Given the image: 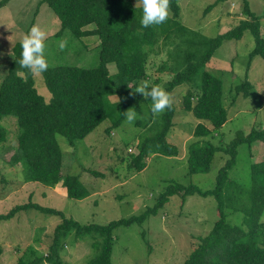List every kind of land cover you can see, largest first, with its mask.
Masks as SVG:
<instances>
[{
    "label": "trees",
    "instance_id": "16d2710c",
    "mask_svg": "<svg viewBox=\"0 0 264 264\" xmlns=\"http://www.w3.org/2000/svg\"><path fill=\"white\" fill-rule=\"evenodd\" d=\"M224 0H214L204 10ZM6 0H0V6ZM45 3L59 21L58 35L68 29L76 38L96 36L98 39L97 64L83 68L75 65L49 66L41 75L50 98L44 101L34 86L32 73L22 69L20 41L12 44V54L5 74L0 80V118L15 117L17 133L12 149L4 154V162L18 167L23 181H32L56 187L68 198L81 199L88 195L86 186L78 175L65 174L61 150L56 135L62 136L72 148L74 142L84 138L106 118L110 128L118 125L126 111L133 108L137 113L140 103L147 104V117L136 119L133 124L145 130L136 142V152L128 154L125 165L128 171H140L145 158L151 154L177 155V147L166 140L171 127L174 106L159 115L151 112V99L135 93L138 82L146 78L144 64L148 50L161 40L167 49L166 61L158 68L170 77L163 84L168 93L180 84L189 83V89L182 96L181 108L208 127L197 122L192 128L194 137L205 136L218 129L226 120V110L221 99V81L206 72L204 66L221 40L241 37L247 31L254 46L247 55V62L253 55L264 60V34L260 31L258 16L249 10L246 0L240 1V14L236 24L228 31L214 37H206L187 28L178 21L179 7L176 0H170L168 19L160 25L147 28L141 25L143 15L140 6H132L129 0H39ZM90 26V28H86ZM113 63L115 72L109 74L107 64ZM248 64L245 67V76ZM156 80H154L155 84ZM250 84L246 80L237 83L234 95H248ZM114 96L110 101L108 96ZM135 99L136 103L132 102ZM232 101V100H231ZM143 114V113H142ZM109 128V129H110ZM6 139V130L0 125V143ZM264 144V128L251 127L244 135L237 133L224 146L208 142H193L187 146V172H206L215 151L220 150L227 158L217 170L213 186L201 190L193 184L183 186L170 183L158 195L157 201L144 212L111 220L106 224H80L65 217L59 210L30 201L15 204L0 213V220H9L19 212L35 210L59 217L54 225L46 252L27 247L13 264H69L60 258L63 240L70 234L75 239L88 235L95 239L92 246L96 252L84 264H111L110 252L113 229L133 222L140 224L148 214H154L168 197L179 194L182 201L186 195L212 196L216 204V219L210 230L198 236L192 249L181 264H264V220L259 217L264 210V158L249 165V184L245 190L228 178V170L235 163L236 146L253 141ZM121 159V156L119 157ZM94 176H102L88 170ZM233 189L229 198L236 197L240 205H233L241 212L239 225H230L223 210V190ZM239 194L244 196L241 198ZM228 198V199H229ZM235 202L234 199H229ZM1 253V248H0Z\"/></svg>",
    "mask_w": 264,
    "mask_h": 264
},
{
    "label": "rangeland",
    "instance_id": "374dc122",
    "mask_svg": "<svg viewBox=\"0 0 264 264\" xmlns=\"http://www.w3.org/2000/svg\"><path fill=\"white\" fill-rule=\"evenodd\" d=\"M39 0H6L0 6V80L6 72L11 59L10 48L20 41L33 25H39L46 33L45 58L49 66L75 65L89 68L97 64L98 39L96 36L76 38L68 29L58 35L59 21L50 8ZM179 13L178 21L206 37H214L231 29L240 14L241 0H224L204 10L214 0H176ZM132 6L136 0H129ZM250 11L258 16L260 31L264 34V0H246ZM170 15V12H169ZM86 28H90L87 26ZM67 38L64 50L58 47L61 39ZM169 44V43H168ZM163 45L159 40L148 50L144 64L149 85L163 84L170 75L160 70L159 65L166 61L167 49L172 44ZM251 35L244 31L240 38L223 39L212 53L204 70L221 81V99L226 110L225 122L215 131L201 137H194L192 128L197 122L205 121L194 118L190 112L181 108L182 96L189 89V83L175 86L169 94L173 99L174 112L171 127L166 140L173 143L178 153L174 156L151 154L145 158V166L140 171H128L125 167L128 154L136 152V142L144 129L129 123L126 117L110 128L106 118L84 138L74 142L70 148L66 140L56 135L61 150L65 174L78 175L86 186L88 195L81 199L68 198L58 188L32 181H23L18 167L4 162V154L12 149L17 133L15 117L4 115L0 125L6 130V139L0 143V213L6 212L15 204L30 201L42 206L59 210L65 217L80 224H106L111 220L138 215L157 201L158 195L170 183L183 186L193 184L201 190L213 186L215 174L222 166L227 155L222 151L214 152L206 172L188 173L186 156L187 146L193 142H208L214 146H224L237 133L243 135L251 127L264 128V60L253 55L247 62V55L253 48ZM248 69L245 76V67ZM109 74L115 72L113 63L107 64ZM33 86L44 101L50 94L46 90L40 74H33ZM246 80L250 84L249 93L234 95V86ZM115 101L114 96H108ZM232 100V101H231ZM136 103L135 99H132ZM147 104L140 103L137 120L147 117ZM143 113V114H142ZM110 128V129H109ZM121 156V159L119 158ZM3 158V159H2ZM264 158V144L253 141L249 145L241 142L236 146L234 165L228 170V178L243 189L249 184V165ZM88 170L100 173L94 176ZM233 189L223 190V210L230 225H239L242 214L234 210L233 205H240V200L227 195ZM240 199L244 196L239 194ZM235 202H230L229 199ZM216 219V204L212 196L173 194L162 207L140 223L119 225L113 229V242L110 252L111 264H181L186 258L197 237L206 234ZM264 220V210L259 217ZM59 222V217L40 213L35 210L19 212L9 220H0V264H13L27 247L40 253L46 252L52 230ZM95 241L85 235L75 239L72 234L62 242L60 258L69 264H84L96 249ZM40 264H48L44 261Z\"/></svg>",
    "mask_w": 264,
    "mask_h": 264
},
{
    "label": "clouds",
    "instance_id": "9594fccd",
    "mask_svg": "<svg viewBox=\"0 0 264 264\" xmlns=\"http://www.w3.org/2000/svg\"><path fill=\"white\" fill-rule=\"evenodd\" d=\"M136 5L142 8L143 15L141 25L145 28L151 25H160L169 17L170 0H136ZM46 33L39 25H33L29 31L22 35L20 39L21 58L19 60L22 69H28L30 73L42 74L47 71L49 64L45 58ZM67 38L59 41L58 47L62 51L67 46ZM135 93L151 99V112L159 115L170 109L173 104L171 95L159 85H149L147 81H142L136 87ZM126 120L132 123L137 118V113L133 108L124 111Z\"/></svg>",
    "mask_w": 264,
    "mask_h": 264
}]
</instances>
